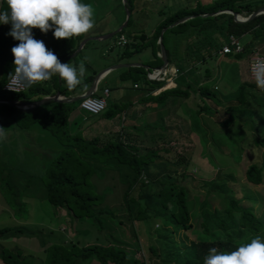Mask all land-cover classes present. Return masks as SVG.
Instances as JSON below:
<instances>
[{
    "label": "trees",
    "instance_id": "trees-1",
    "mask_svg": "<svg viewBox=\"0 0 264 264\" xmlns=\"http://www.w3.org/2000/svg\"><path fill=\"white\" fill-rule=\"evenodd\" d=\"M84 1L87 0H81L82 3ZM125 5L129 10L126 26L131 20L133 0H126ZM259 6H264V0H213L212 2L195 0L188 7L182 5L167 10L159 9L157 13L161 18L154 25L152 33L146 40L145 36H136L131 31L125 34L123 28L114 33L116 38L121 33L129 37L122 43L119 57L137 51L146 45L150 54L146 63L150 66H158L161 63V58L157 53V51L159 52L157 36L159 29L163 26L165 29L162 31L161 42L167 60H169L172 50L170 51L165 45V38L169 33L181 34L184 37V48L187 53L185 56L188 58L179 60L174 56L176 70H183L186 66H192L197 62L202 63L207 55L220 49L225 36L229 33L237 37L242 33H249L248 40L241 44L240 50H232L234 53L243 52L246 55L264 39V12L242 21H236L227 12H218L212 15L207 14V12L228 8L240 14H248ZM202 13L206 14L201 15ZM185 14L193 15L168 26ZM165 33L167 34L166 37ZM113 35L110 38H113ZM115 41L111 43V46L116 44ZM12 65V61L7 60L0 73V98L32 100L49 92L50 89L46 83L36 84L24 91L4 90L1 85L13 70ZM118 71L120 79L129 77L130 81L139 78L141 81L150 80L147 79L143 72L144 69L139 65L122 66ZM252 82L251 79L242 81L236 96L225 100L220 99L215 90L205 86L203 81L195 83L194 86L203 98L210 99L219 108H223L225 113L227 112L225 117L220 119L221 125L232 123L241 112L252 108L248 111L251 115L247 111L246 115L253 117L250 118L247 115L245 120L250 124V129L253 126L252 131L255 133L260 127H264V118L262 115L256 114L254 108L249 106L245 100L246 96L249 95L248 92L253 90ZM160 84V80H155L148 87H158ZM182 86L174 85L163 88L155 94L148 91L147 95L137 98L159 99L167 94L185 96L190 90V86L188 83ZM254 90L259 93L261 91L260 89ZM252 94L257 95L256 92H252ZM250 103L252 104L251 101ZM204 105L206 103H200V106L205 109ZM72 108L73 104L66 101L49 102L28 110H19L7 102H0V120L11 119L14 125L19 128L28 127L33 122L39 121L44 125V127L39 126L40 128L55 135L63 144L57 153L44 164L41 173L36 175L21 173L18 186L14 184L8 171L7 176L1 181L0 194L5 205L11 210V215L16 219L27 216L26 204L21 198L23 195L33 196L39 200L46 199L53 214L56 213L57 208L63 209L66 217L68 215L69 221L75 219V227L80 218L85 219L94 225L97 232H100L106 241L85 240L78 242L69 239L68 243L65 244L56 238L58 232L54 227L45 226L41 229L34 226L28 229L22 226L0 225V238L15 235L35 236L38 243L44 248L43 255L35 257L33 254L23 252L18 246L8 247L0 242V261L2 264H84L89 259H94L97 264H146L142 257L135 256L140 249L136 239L133 238V245L125 242L123 245L110 239L104 233L107 230L105 227L108 221L111 222L116 219L119 222L123 220L119 216L116 218L115 209L101 205L104 195L96 190L90 180L93 174L102 176L105 167H117L121 174L124 187L120 207L128 218L131 216L138 220L159 217L161 222L159 227L165 228L166 231L183 230L186 226L194 223L205 235L200 239H190L188 243L180 239L178 244L168 242L166 236H157V239L162 241L158 242L159 250L156 251L153 245L149 246L155 258L153 264H203L204 256L210 247H216L220 251H232L240 243L248 242L257 235L264 237V209L259 214H255V210L250 206V201L254 200L253 196L241 194V196L236 197L233 194L229 195L230 193H225V195L218 187L212 191L211 185L218 182L215 178H211L207 183L203 182L204 190L202 192L196 188H187L188 183L186 184V181H190L189 179L186 180L188 176L185 174L190 155L184 152L172 158L173 161L169 160L173 157L170 149L172 145L169 144L170 137L162 138L166 136L165 133L167 134L168 131H165L161 122L152 126L150 130L145 128L147 126L141 125L138 131H132L140 135L138 139L130 135V130L124 132L122 129L126 126L120 124L119 129L109 134L113 135L112 137L107 135L106 139L101 140L98 135L84 137L81 131L85 124L81 126L79 124L72 132H69L67 120ZM138 110L137 108L133 112L137 117ZM120 111L121 106L112 103L111 105L106 104L97 114L110 117ZM120 115L121 117L126 116V110L119 113ZM135 121L137 120L134 119L129 123V129L131 127L138 128L135 126ZM156 128L161 129L162 133H156L154 131ZM146 132L152 133L149 137H145ZM144 137L147 140H144ZM161 139L164 140L161 141ZM252 140L255 144L264 145V137H254ZM176 141L175 143H178ZM136 142H140L143 146L137 147ZM159 142L162 144L161 146L158 145ZM156 158H163L162 164L170 162L174 167L169 168V170L152 171L149 169V163ZM263 171V161L259 164L249 163L244 168L245 180L251 184L260 183ZM191 189L195 191V194L203 196L197 198L196 201L200 204L206 203L208 211L206 213L209 216L210 224L207 223L205 214L199 211L195 217L190 216V202L194 199L188 196ZM216 203L217 206H223L220 212L214 209ZM190 218L194 221L191 222ZM70 231L71 237L76 236L75 229ZM160 231L157 230L156 232ZM163 231L162 234H164ZM44 237L47 239L45 240Z\"/></svg>",
    "mask_w": 264,
    "mask_h": 264
},
{
    "label": "rangeland",
    "instance_id": "rangeland-1",
    "mask_svg": "<svg viewBox=\"0 0 264 264\" xmlns=\"http://www.w3.org/2000/svg\"><path fill=\"white\" fill-rule=\"evenodd\" d=\"M114 1L87 0L84 3L91 4L93 6L95 10L94 18L96 21L99 15H104V18H101L100 22L98 23V26L103 25L102 28H104V26L107 27V25H113L115 23V19H117V16L120 15L121 11L123 13V17L119 24L124 19V10L122 9L123 6H115V4L118 3L116 2L113 7ZM116 1L120 2L121 0ZM202 1L204 2L206 0ZM209 1L212 2L213 0ZM183 2L185 3H183V5L188 7L191 6L195 0H183ZM155 4L159 5V1L153 0L152 5ZM3 6H7L5 0H3ZM178 6L180 7L182 5ZM171 7L172 6L165 7L164 9H172ZM117 26L118 24L114 25L113 27L115 28ZM131 26L132 22L131 24L128 23L125 27H123V32L128 34L131 31ZM9 31L10 25H6L4 28L0 26V73L6 61L11 60V57L13 56L11 53V48L19 43L7 35ZM166 36L167 34L165 33V37ZM108 38L109 42L112 41V39L113 41L116 40L115 34L113 35V38L111 37L112 39L110 37ZM144 38L146 40V37ZM248 38L249 33L245 32L238 36V41L239 43L243 44L246 40H248ZM90 43L95 44L96 41L93 40ZM164 43L168 47L167 37L165 38ZM113 46L121 50L123 45L115 44ZM145 49L146 45H143L140 50L135 51V56H145ZM259 50L264 51L263 48H260ZM79 54L80 51L75 54V57H78L80 62L83 60L86 65L87 61L85 58H87V56H82L84 57L83 59L81 56H79ZM244 56L245 55L243 52L234 53L232 51L224 54H219L218 52L213 51L207 55L201 63L202 79L205 86L215 90V93L219 97H222L223 100L234 98L240 88L239 84L244 80H249L245 76L246 62ZM171 57L172 56H170V58ZM72 60L73 59L71 58L70 63ZM191 70L197 71L195 68H191ZM191 70H188L185 73L180 71L179 78H175V82L179 83V85H184L185 82L180 83L181 80L190 81L189 96L191 97L193 95L194 97L190 99V102L193 100V102H191L193 107H199L200 103L202 102L210 103V100L207 101L205 98L201 99L199 98L198 93L194 92L195 86L192 80H194L195 75H192ZM239 75H243V80ZM217 76L220 77L213 88L210 85ZM130 80L131 79L129 77L123 80L124 83H128L129 90L127 92L130 95L129 97L135 96L138 93H142L144 91L143 87H131ZM253 82L251 83L253 90H250L251 92L247 91L249 95L246 96L245 100L249 106L254 108L256 114L258 113V115L260 114L264 118V91H260L259 93L254 90L258 88L256 87L255 82ZM100 84L101 83L99 82L98 86ZM245 86L247 87V85ZM252 92H256L257 95H253ZM71 104H73L71 112L73 110L77 112L76 106H78V99L71 101ZM135 105L136 107H140L137 104ZM206 105L208 106V104ZM211 106H213L212 108L216 111V118L214 121L210 119V122L212 123L207 125L203 124V126L206 128L205 130L203 129L199 132L191 130V136L194 135L192 139H187L184 136L178 140V143H169L172 145L170 149L173 153V157H171L169 160L173 161L172 158H175L178 154H183L184 152L187 153V155L189 154L188 168L186 169L187 171L185 174L188 176L186 177V180L189 179L190 181H186V184L188 183L187 188H196L202 192V190H204L203 182L207 183L209 180H211V178H215L218 180V182H214L213 185H211L212 191L218 187L219 190L224 194L230 193L229 195L233 194L236 197L241 196V194L253 196L254 200L250 201V206L255 210V214H259L264 209V171L262 172V181L260 183L251 184L245 180L244 168L249 163L259 164L261 161L264 162V145L255 144L252 140L254 137H264V127H260L255 133L252 131L253 126L251 129L249 128L250 124L246 122L245 116L248 115H246V113L249 110H252V108L247 109V112H241L238 116H236V120H233L232 123L228 125H221L220 119L224 118L227 112L225 113V110L223 108H219L217 104L213 103ZM141 112H143V110H141ZM80 113L86 115L85 119L92 117L90 113L79 107L78 112L75 114L80 115ZM193 114L195 116L194 121L198 122V115H196V112H193ZM249 115H251V113ZM249 115L248 117H253ZM111 117L112 116H110V118ZM117 117H114V120L117 121L118 129L120 128L119 125L122 122V119L120 116L118 118ZM0 126L4 127L8 134L6 140L0 141V184L1 181L4 180V177L7 176L8 171L10 173V178L17 186L18 181L21 179V173L32 175L41 173L44 164L47 163V161L53 157L52 155L57 153V151L63 146L62 142L55 135L39 127H44V125L39 121H35L30 126L25 127V132L22 137L19 136L21 131L16 129L19 127L15 126L11 119L0 120ZM122 130L125 132L130 129L129 127H123ZM154 131L156 133L162 132V130L159 128H156ZM130 132V135L135 136L136 139L140 137V135L133 133L132 130H130ZM105 133L107 132L100 133L104 134L100 137L101 140L107 138ZM81 134L84 137L93 136L87 131ZM184 134L185 133H183V135ZM148 135L149 133L146 132L145 137H148ZM112 136L113 135H109L108 137ZM145 137L144 140H147ZM166 137L167 136H164L162 138ZM163 140L164 139H161V141ZM136 144L137 147L143 146L140 144V142H136ZM158 145L161 146L162 144L159 142ZM163 160V158L154 159L149 163V169L152 171H156L158 169L169 170V168L174 167V165L170 162L162 164ZM16 170H18V172H16ZM103 172L104 173L102 176L95 174L91 175L90 180L95 186L96 190L104 195L101 200V205L115 209L116 218L119 216L123 219L119 222H117L116 219H113L111 222L108 221L105 227L107 230L104 233L107 234L110 239L117 241L118 244L123 245L124 242L133 245V238L136 239L140 249L138 255L135 254V256L142 257L143 260L146 261V264H153L154 262L155 258L152 255L149 246L153 245L156 251L159 250L158 242L161 241L157 239V236L159 235L166 236V240L168 242H175L177 244L180 239H182L185 243H188V240L190 239L195 240L205 236L202 231L197 226H195L194 223H192V225L186 226L183 230L179 229L176 231H166L165 228L159 227L161 223L159 217H148L138 220L131 216L128 218L126 214L124 215L123 209L120 207L124 183L121 179V174L118 168L105 167ZM188 196L194 198L190 202V216L195 217L199 211L200 213L205 214L207 223L210 224L209 216L206 213L208 212L206 209V203L200 204V202L196 201L197 198H202L203 196L195 194L193 189H191V191L188 193ZM21 198L26 204L27 216L25 218L16 219L11 215V210L5 205L0 194V225L22 226L24 228L27 227L28 229L34 226L40 227L41 229H43L45 226L54 227L58 232L56 238L65 244L68 243L69 239H74L78 242H84L85 240H98L101 242L106 241L105 237L100 232H97L94 225L90 222H87L85 219L80 218L76 223L78 227H75V219L73 221H69L67 219L68 215L66 217L63 209L57 208L56 213L53 214L51 208L47 203H45L47 202L46 199L39 200L36 197L26 195H23ZM222 207L223 206H217L216 203L214 209L217 212H220ZM193 221L194 220L192 219L191 222ZM77 228L80 233L77 231ZM73 229L76 230V236L71 237L70 230ZM157 230L161 231L156 232ZM162 230H164V234L161 233ZM46 239L47 238H45V240ZM0 242L8 247L18 246L23 250V252L33 254L35 257H41L44 252V248L38 243L35 236H7L5 238H0ZM0 264H2L1 261ZM84 264L97 263L94 261V259H89Z\"/></svg>",
    "mask_w": 264,
    "mask_h": 264
},
{
    "label": "crops",
    "instance_id": "crops-1",
    "mask_svg": "<svg viewBox=\"0 0 264 264\" xmlns=\"http://www.w3.org/2000/svg\"><path fill=\"white\" fill-rule=\"evenodd\" d=\"M157 1H159V5L158 4L152 5L153 0H133L134 6L131 10V20L129 23L131 24L132 22L131 32H134L136 36L142 35V36H145L146 38L150 36V34L153 31L154 25L161 18V16L157 13V10L159 9L167 10L164 8L170 7V6H172L171 8H174V7H177L178 5H183L184 3L183 0H157ZM116 2L118 3L115 4ZM114 4L115 6L120 5L122 7L121 1L119 2L115 0L113 2V7H114ZM6 7L7 6H3V0H0V11L5 10ZM122 17H123V13L121 11L120 15H118L117 19H115V23L113 25H107V27L104 26V28H102L103 25L98 26V23L100 22L101 18L102 19L104 18V15H99L97 21L95 20L94 29L89 34L83 37H74L68 40L54 39L51 30L46 34H43L38 29H33V32H32L33 37L35 39L42 40L44 44L46 45V47L49 50L53 51L62 63H67V62L70 63V60L72 58L73 60L71 64L75 62L74 64L78 65L80 63V59L78 57H75V54L78 51H80L79 56L81 57L87 56V58L85 59L87 61L86 62L87 73L80 86H78L74 91L69 92L66 89L64 83L58 77H53L50 81L44 82L47 84L48 88L51 90V91L49 90V92L45 94H51L55 90L59 91V96H73V95L79 94L87 89L95 72H97L99 69L107 65H110L112 63L139 62V63H135L129 66L139 65L144 69L143 72L145 74H146V70H149L152 67H154L146 63V59L150 58L149 49L147 46L145 49V56L143 55L135 56V51L134 52L132 51L124 56L119 57L120 50L118 48H115L114 46H111L112 41L109 42V38L108 39L94 38V39H87L77 49V46L82 38L91 36V35L101 34V33L107 32L108 30L114 29L113 26L116 24H119ZM0 26L4 28L6 25L0 24ZM126 38L128 39L129 37L126 36ZM167 38H168V49L170 51L172 50V53H171L172 57L170 58L169 56V60H167L168 69L166 70L165 79L160 80L161 84L158 87L153 86L149 88L148 86L153 84L155 80L159 81V79L147 77V79H150V80H144V81L142 80L143 82L141 81L140 78L137 80H133L131 81V87L133 88L143 87L144 91L142 93H138L135 96L129 97L130 95L127 92L129 90L128 83H124L123 82L124 79H120L118 76L119 74L118 69L122 67L120 66V67L109 69L105 71V73L101 74L95 80L91 89L92 91H94L95 94H101L102 89L104 87L108 88L107 94L105 96L106 104L111 105L112 103H114V104H117V106L120 105L121 111L119 113H122L126 110V116L123 115V117H121L120 115V117L122 118V122L120 124H123V126L128 127L129 123H131L134 119H136L137 121H135V126H138V128L131 127L130 129L133 132H135L139 130V127L141 125L147 126L145 128L150 130L152 126L161 122L162 126L165 127V131H168L167 134L165 133V135L167 137H170V142H175L176 140H177L176 142H178V140L184 136L187 139H192L194 135L191 136V130H194L195 132H199L203 129L205 130L206 128L203 126V124L207 125L209 123H212L210 122V119L214 121V119L216 118L215 117L216 111H214L215 109L212 108L213 106H211V104H213V102L210 99H206L207 101L210 100L211 102L210 103L205 102L206 104H208V106L204 105L205 109L203 106H200V105L199 107H193L191 105V102H193V100L190 102V99L194 97L193 95L191 97L189 96V91L187 95L185 96H173L172 94H167L166 96L159 98V99L137 98L142 95H147L148 91L151 94H155L163 88L172 87L174 85H179V83L175 82V78L177 77L179 78L180 71L185 73L188 70H191V68H195L197 70V71L191 70L192 75L193 76L195 75L194 80H192V82H194V85L195 83H200L203 81L201 63L199 62L193 64L192 66H186L183 70H176L177 67H176V64L174 63L173 57L175 56L179 60H184L185 58H188V56H185L187 53L184 48L183 35L169 33ZM93 40L96 41L95 44L90 43ZM115 43L119 44L116 41ZM257 47L259 49L260 48L264 49V39L260 44L257 45ZM70 49H72V51H70ZM247 54L245 55V62H246L245 64L246 75L245 76L246 78H248ZM82 58L84 59V57ZM96 58H99V59H96ZM11 61H13V56L11 57ZM181 63H183V61H181ZM171 67H172V70H170ZM220 76H217L211 82L210 86L214 88ZM239 76L243 80V75H239ZM99 82L101 84L98 86ZM184 82L185 84L190 83L189 80L180 81V83H184ZM133 83H136L138 85L133 86ZM179 86H182V85H179ZM194 92L198 93L197 89L194 90ZM45 94H42V95H45ZM198 95H199V98L201 99L203 98L202 95H200V93H198ZM219 98L222 99V97H219ZM27 100H30V99H27ZM49 102H57V101H48L41 105L48 104ZM66 102H71V101H66ZM135 104L139 105L140 107H136ZM78 106H76L77 112L79 109ZM137 108L139 109L138 110L139 114L141 113L140 115L138 114V117L135 116L136 114L135 115L133 114L134 110ZM141 110H143V112H141ZM77 112L73 110L72 112L69 113L68 120H67V127H68L69 132H72L79 124L80 126L85 124L81 133H85V131H87L88 133H91L92 135H98L100 137L104 135L100 133L107 132L105 133V135L107 136L113 133L117 129V121L114 120V117H117V116L119 117V113H115L114 115H112L111 118L98 115L99 113L91 114L92 115L91 118L85 119L86 118L85 114L80 113V115H77L75 114ZM193 112H196V115H198L199 117L198 122L194 121L195 116ZM129 113L131 114L127 116V114ZM123 120H124V123H123ZM16 129L21 131L19 136L22 137L24 135L25 128L23 129L16 128ZM151 133H149L148 137L151 135ZM183 133L185 134L183 135ZM207 133H208V129H207ZM45 203L48 204V202H45Z\"/></svg>",
    "mask_w": 264,
    "mask_h": 264
},
{
    "label": "clouds",
    "instance_id": "clouds-1",
    "mask_svg": "<svg viewBox=\"0 0 264 264\" xmlns=\"http://www.w3.org/2000/svg\"><path fill=\"white\" fill-rule=\"evenodd\" d=\"M5 2L7 7L0 11V24L10 25L7 35L19 42L11 48L13 70L8 74V89L27 90L58 77L69 92L74 91L82 84L87 73L85 62L82 60L78 65L62 63L42 40L33 37L32 32L33 29H38L46 34L51 30L56 40L86 36L95 27L93 6L82 3L81 0ZM250 73L256 87L264 91V57L252 61ZM7 135L5 128L0 126V141L6 140ZM203 264H264V237L257 235L248 242L240 243L232 251L210 247Z\"/></svg>",
    "mask_w": 264,
    "mask_h": 264
},
{
    "label": "water",
    "instance_id": "water-1",
    "mask_svg": "<svg viewBox=\"0 0 264 264\" xmlns=\"http://www.w3.org/2000/svg\"><path fill=\"white\" fill-rule=\"evenodd\" d=\"M125 1L126 0H121L122 6H123V10H124V19L123 21L118 24V26L112 30H109L107 32L101 33V34H97V35H91V36H87L84 37L80 40L77 49L87 40V39H94V38H108L111 35H113L116 31H119L120 29H122L126 22H127V17L129 15V10L127 9L126 5H125ZM218 12H227L230 13L233 18L236 21H242L245 19H248L258 13L264 12V6H259L254 10H251L247 15L243 16L240 13H237L234 10L228 9V8H220L217 9L216 11H209L207 12V14L212 15ZM206 13H202L201 15H204ZM193 14H185L181 17H179L178 19H176L174 22L168 24V26H171L175 23L181 22L189 17H191ZM165 29V26L161 27L160 31L158 32V36H157V43H158V48H159V56L161 58V63L158 66H155L154 68L157 69V73L161 72L162 70H167L168 67V62H167V58H166V54H165V49L164 46L161 42V36H162V31ZM230 47H233V45L231 44ZM135 63H139V62H117V63H112L110 65H107L101 69H99L97 72H95V74L93 75V78L89 84V86L87 87V89L79 94L73 95V96H59V91L55 90L53 93L51 94H45L40 96L39 98H35L32 100H25V99H17V98H0V102H7L11 105H13L14 107H16L19 110H28L34 107H37L45 102L48 101H73V100H77L80 99L81 97L88 95L91 93V88L95 82V80L103 73H105V71L112 69V68H116V67H120V66H126V65H133Z\"/></svg>",
    "mask_w": 264,
    "mask_h": 264
},
{
    "label": "built area",
    "instance_id": "built-area-1",
    "mask_svg": "<svg viewBox=\"0 0 264 264\" xmlns=\"http://www.w3.org/2000/svg\"><path fill=\"white\" fill-rule=\"evenodd\" d=\"M127 40L126 36L122 33L118 35L116 42L119 44L124 43ZM230 44L233 45V48H230ZM241 48V44L239 43L236 36H234L232 33H229L225 36L224 41L218 50L220 53L228 52L230 50L238 51ZM157 53H159L157 51ZM258 57H264V52L259 50V48L256 46L252 49V51L248 52L247 54V71H248V78L253 80L251 73H250V65L252 61L257 59ZM155 67V66H154ZM152 67L149 70H146L145 76L148 78H155V79H165L166 70H162L161 72L157 73V69ZM254 81V80H253ZM133 86H137L136 83H133ZM1 87L4 90H9V75L2 83ZM107 87H104L102 89L101 94H95L94 91L91 89V93L88 95H85L79 99V107L82 108L84 111L90 113V114H97L99 113L106 105L105 96L107 94ZM18 91H24V90H18ZM15 91V92H18ZM139 252V250H138ZM138 252L136 255H138Z\"/></svg>",
    "mask_w": 264,
    "mask_h": 264
},
{
    "label": "bare ground",
    "instance_id": "bare-ground-1",
    "mask_svg": "<svg viewBox=\"0 0 264 264\" xmlns=\"http://www.w3.org/2000/svg\"><path fill=\"white\" fill-rule=\"evenodd\" d=\"M170 70H172V67L170 68Z\"/></svg>",
    "mask_w": 264,
    "mask_h": 264
}]
</instances>
